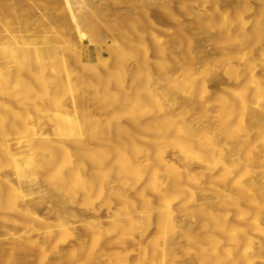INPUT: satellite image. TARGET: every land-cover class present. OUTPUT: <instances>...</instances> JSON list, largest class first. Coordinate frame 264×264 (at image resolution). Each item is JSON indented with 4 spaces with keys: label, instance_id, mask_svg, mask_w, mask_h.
Wrapping results in <instances>:
<instances>
[{
    "label": "bare ground",
    "instance_id": "obj_1",
    "mask_svg": "<svg viewBox=\"0 0 264 264\" xmlns=\"http://www.w3.org/2000/svg\"><path fill=\"white\" fill-rule=\"evenodd\" d=\"M15 1L0 0V264H25L24 240L36 264H264V12L246 28L236 0L212 17L205 0ZM178 2L202 7L185 23ZM228 40L220 65L207 47Z\"/></svg>",
    "mask_w": 264,
    "mask_h": 264
},
{
    "label": "rangeland",
    "instance_id": "obj_2",
    "mask_svg": "<svg viewBox=\"0 0 264 264\" xmlns=\"http://www.w3.org/2000/svg\"><path fill=\"white\" fill-rule=\"evenodd\" d=\"M19 0H16L15 2H18ZM102 1L103 0H94V2H95V4L96 5H100L101 3H102ZM223 1H229L230 3H231V1L232 0H205L204 2H199V3H201V4H204V6L206 7H208V10H209V12H208V14H210L209 16L210 17H212L214 14L216 15L217 14V9H218V5H220V4H222L223 3ZM235 1V0H234ZM241 1V2H240ZM179 3L180 2H178V4H176V11H178L177 13H178V16H179V18L180 19H183L184 20V22L185 23H188V22H191L190 21V19L192 20V18H191V14L189 13L190 11V9L189 8H187V11H188V13H187V11H186V7H189L190 6V8H191V6H192V4H194L193 6H192V8L191 9H193V7H196L197 5H199L198 4V2H196L197 3V5H196V3L195 2H190V5H187V6H183V5H181V3H180V5L181 6H178L179 5ZM220 3V4H219ZM236 3H238V5H237V8L240 10L241 9V12L244 14L245 13V8H244V6L245 5H249V6H252V8H253V10L252 11H250L249 13H246V15L244 14H242L243 16L242 17H240V19H239V21H242V19H243V21L245 22L246 20V22H245V24H246V28H252L255 24V19L253 18V15L254 14H256L255 12H253V11H256V12H258L259 10H261V11H263L264 12V0H236ZM247 3V4H246ZM249 3V4H248ZM199 5V7L197 6L195 9H193V10H200L201 9V7H202V5ZM218 4V5H217ZM216 5H217V7H216ZM232 5V4H231ZM231 5H229V6H225V5H223V6H221V8L222 9H220L221 11H223V12H225V13H228L229 11H232V12H234V10L235 9H233L232 7H231ZM118 6H119V4H118ZM155 6H157L156 4H155ZM154 5H151V6H149L148 7V9L147 10H145L144 12L146 13H144L143 11H142V13H144V14H142V17H143V15H144V17L145 16H148V17H150V15H152V16H154V14H156L155 13V11H157L158 9H160L161 8V6L160 5H158V7L156 8ZM240 8H239V7ZM256 6V7H255ZM260 6H261V8H260ZM263 6V7H262ZM185 7V8H184ZM206 7V8H207ZM200 8V9H199ZM229 8H231V10L229 9ZM227 9V10H226ZM151 10H152V12H151ZM162 9H160V12L158 13V14H160V13H162V11H161ZM212 11V12H211ZM213 11H214V13H213ZM179 12H181L182 14H180ZM231 12V13H232ZM151 13V14H150ZM166 12H164L163 11V15L165 14ZM251 13V14H250ZM158 14H156V16H158ZM162 14H160V15H162ZM180 14V15H179ZM207 14V15H208ZM214 15V16H215ZM150 17L151 19H155V17L153 18V17ZM164 16H166V14L164 15ZM183 16H185V17H183ZM209 16H207V17H209ZM263 16H264V14H263ZM262 15L261 16H259V17H263ZM160 17V16H159ZM189 17V18H188ZM206 17V18H207ZM156 18H158V17H156ZM252 18H253V20H252ZM246 19V20H245ZM188 20V21H187ZM163 25V26H162ZM165 25V23H163V22H161V23H159L158 24V26H157V28L158 29H156V31L157 30H159L157 33L158 34H162L161 36L162 37H165V34L166 33H168L169 34V32H167V31H169V27H167L166 25ZM210 23H208V25L204 28L205 29V33L207 34V38L209 37V35L208 34H213V35H215L216 37H218L219 35H218V30L217 29H215V27H213L212 25H210ZM162 27V28H161ZM165 27V28H164ZM163 29H164V31H163ZM198 30H196V31H200V28L198 27L197 28ZM162 30V31H161ZM203 30V29H202ZM204 31V30H203ZM164 33V34H163ZM200 35V34H199ZM167 36V35H166ZM209 42H210V40H209ZM206 43H208V42H206ZM225 46H226V48H225V46H223L224 47V49L223 48H218V50L216 49V48H214V44H210L207 48H209L208 49V53L210 54V50L212 51L211 52V54L212 55H210V57H212L218 64H220V65H225L226 66V64L227 63H229L230 62V60H232V59H230L231 58V54H232V51H233V48H232V44H231V42H230V40H228V41H226L225 42V44H224ZM228 46H230V47H228ZM211 47V48H210ZM216 47V46H215ZM214 48V49H213ZM228 48V49H227ZM264 48V47H263ZM230 49H232V51H230ZM207 50V49H206ZM213 50H215V52L213 51ZM217 50V51H216ZM217 56V57H216ZM218 59H219V61H220V59H222L221 60V63H219L218 62ZM223 61H224V63H223ZM228 61V62H227ZM226 62V63H225ZM223 63V64H222ZM216 64V63H215ZM218 67V66H217ZM220 68V67H219ZM223 77H225V76H223ZM224 79H226V80H224ZM222 80H223V82L227 85H233V83H231V82H229V80H228V78H222ZM225 90L224 91H227V88H224ZM227 94L229 95V93L227 92ZM2 229V230H1ZM0 230L3 232H6L7 233V231H5V230H7V229H5V228H0ZM0 231V244L1 245H4L5 247H9L10 245V241H11V239H10V237H9V235H7V234H9V233H7L5 236H2L3 235V233ZM2 233V234H1ZM5 234V233H4ZM9 237V238H8ZM37 237V236H36ZM71 237V236H70ZM87 237V240H89V241H95L96 239H95V235H87L86 236ZM3 238V239H2ZM5 238V239H4ZM6 238H7V240H9V241H7L6 240ZM72 239V238H71ZM7 241V242H6ZM5 242H6V244L7 245H9V246H7L6 244H5ZM25 242H27V244H24V246H25V248H26V251L27 252H23V253H21L20 255L21 256H24L25 258H27L28 259V261H29V258H28V256L30 257V259L32 260L33 259V261H27V259H26V261H25V264L28 262V263H31V264H36V262H37V260H34V258H35V254H36V251H37V248H36V246L35 247H33V244H30V241H28V240H24V243ZM0 245V246H1ZM26 245H28V246H26ZM3 246V247H4ZM30 246V247H29ZM27 248H29V249H27ZM116 250V248H112L111 249V251L113 252V251H115ZM29 251V252H28ZM25 253H28L27 254V256H26V254ZM32 254H34V255H32ZM50 256V255H49ZM36 259V258H35ZM34 261H36V262H34ZM27 263V264H28Z\"/></svg>",
    "mask_w": 264,
    "mask_h": 264
}]
</instances>
